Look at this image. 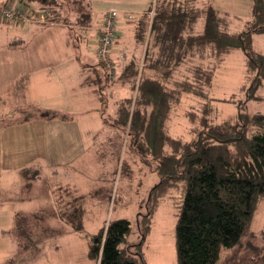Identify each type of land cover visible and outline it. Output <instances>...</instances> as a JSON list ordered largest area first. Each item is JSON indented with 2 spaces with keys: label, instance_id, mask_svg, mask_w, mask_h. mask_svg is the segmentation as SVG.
I'll use <instances>...</instances> for the list:
<instances>
[{
  "label": "trees",
  "instance_id": "1",
  "mask_svg": "<svg viewBox=\"0 0 264 264\" xmlns=\"http://www.w3.org/2000/svg\"><path fill=\"white\" fill-rule=\"evenodd\" d=\"M19 2L21 6L17 7H25L27 12L49 11L50 16L44 22L60 19L55 0ZM31 2H43L44 9L34 10ZM252 2L257 21L241 31H231L221 12L209 5L199 6L195 0H150L148 11L141 18L132 19L137 25L135 37L142 43L147 40L146 50L141 65L130 61L123 66L119 77L128 81L132 93L120 102L114 120L122 128L128 125L131 150L144 164L154 163L158 173L159 180L146 200L143 219L149 221L164 191L183 184L175 230L177 264H216L222 249L246 247L255 250L254 245L243 238L251 232L254 211L264 198V115L248 116L239 111L234 121L213 122L208 118L211 107L204 106L201 114L185 113L189 121L186 137L171 135L167 130V121L182 94L203 95L210 101L208 90L216 65L213 61L223 60L225 53L241 49L249 64L257 70L254 85L264 78V55L251 48V34L264 31V0ZM7 4H10L8 0L1 5ZM111 8L116 10L114 45L118 35V13L114 7L108 10ZM6 21L18 25L42 23ZM199 22L203 23V29L196 31ZM99 61L106 70L104 76L109 77L110 62ZM190 62L194 63L189 65ZM197 66L208 72L194 70ZM202 75L205 83L197 91L193 80ZM91 81L97 82L94 78ZM43 113L56 115L49 111ZM36 171L37 168L28 170L27 167L20 170L23 190L36 179ZM51 196L52 208L47 213L41 209L16 213L13 231L21 250L35 246L34 228L47 233L60 231L48 224L50 217L58 218L72 230H82V197L72 195L64 186L53 188ZM148 230L145 225L141 240L133 244L128 242L129 219L109 222L90 235L89 255L94 264H147L140 247ZM133 246L138 250H133ZM253 262L264 264V252Z\"/></svg>",
  "mask_w": 264,
  "mask_h": 264
},
{
  "label": "rangeland",
  "instance_id": "2",
  "mask_svg": "<svg viewBox=\"0 0 264 264\" xmlns=\"http://www.w3.org/2000/svg\"><path fill=\"white\" fill-rule=\"evenodd\" d=\"M67 1L63 2L64 5L69 4ZM89 1L86 0L87 3ZM199 3L226 13L222 14L229 29L246 30L257 21L253 16V8L251 11V0H202ZM10 4L21 6L17 1ZM74 6L80 8L81 18L88 13L85 0L73 2ZM90 17L89 23H93L95 14ZM63 18L69 21L67 16ZM9 28V22L0 17V60L13 55L16 46L11 42ZM43 38L53 46L47 53L49 60L53 67H59L55 73H50L54 77L52 80L44 76L38 78L39 85L45 86L48 81L46 93L56 81L60 84L68 80L75 82L73 77L77 76V68L87 61L95 60L93 52H88V49L93 51L91 42L68 49L69 46L63 44L53 45L52 38L56 39V36L52 30L44 32ZM251 48L264 53V31L251 34ZM22 49L24 47H19L18 54H21ZM68 50L75 55V65L68 62ZM222 59L213 61L216 65L212 86L208 90L210 101L203 95L182 94L181 101L167 121V130L171 135L186 137L189 121L185 113L201 114L204 106L211 107L208 118L213 122L234 121L239 111L248 116L258 113L264 115V78L254 85L257 70L249 64L241 49L225 53ZM0 67L3 70L4 63H0ZM198 69L208 72L199 66L194 70ZM200 78L193 80L196 81L197 91L205 83V77L202 75ZM94 80L98 78L94 77ZM0 86V264H94L89 255L90 235L99 227L119 218L131 221L128 242L133 244L141 240L143 227L148 226L149 230L140 247L147 264H177L175 230L183 199V184L170 186L164 191L149 221L142 218L147 210L146 200L151 188L159 180L158 173L154 163L144 164L137 153L131 150L127 137L128 125L122 128L114 120L111 104L100 105L95 110L97 106L91 102L80 101L75 110H65L62 112L63 117L55 118L57 123L50 122V134L54 137L43 142L44 137L41 136L49 125L48 119L51 121L54 116H48L39 109V101L44 97L40 94V87L34 88L37 89L36 93L26 94L29 90L19 87L10 93V84L6 79L0 81ZM203 89L206 90V87ZM55 94L45 98H54ZM27 113L32 119H28ZM24 119L29 125L27 132L14 138L18 130L15 126ZM23 155L29 159H24ZM25 166L28 170L37 168L38 176L23 190L18 171ZM46 185L49 195L51 189L61 185L69 188L72 195L82 197V230H72L66 227L67 224L59 225L56 221L52 224L50 220L48 224L55 229L59 226L60 231L47 233L34 228L32 234L36 238L35 246L21 250L13 231L15 215L38 209L47 213L52 204L41 195ZM250 231L243 240L250 241L255 250L246 247L222 249L216 264H254L258 255L264 252V199L254 211ZM133 250H138V247L133 246Z\"/></svg>",
  "mask_w": 264,
  "mask_h": 264
},
{
  "label": "crops",
  "instance_id": "3",
  "mask_svg": "<svg viewBox=\"0 0 264 264\" xmlns=\"http://www.w3.org/2000/svg\"><path fill=\"white\" fill-rule=\"evenodd\" d=\"M6 1L7 0H3L0 5ZM14 1L20 3L19 0H8V3ZM55 1H57L58 4L56 5V9H59L58 18L60 19L58 21L51 23H26L22 25L13 24L9 22V26L11 27L9 28V30L11 31L10 39L11 42L14 43L16 46H14L13 55H10L8 58H2L3 60H0V63H4V67L2 68L3 70H1L0 67V75H2V77L0 76V81L4 79L8 80L10 84V93L13 89L19 87L22 90H29L26 92V94H34L36 93V90L38 89L37 87L39 86L41 92L40 94L44 95V97L40 101L38 100L40 103L39 109L53 112V114H56L54 115L51 121H49L48 119L47 123H49V125L46 126L47 131L46 129H44L43 135L41 136L44 137L43 142H45L48 138L52 140L54 137V135L52 136L50 134V122L57 123L58 120L55 118L63 117L64 113L62 112L65 110H75L77 107L76 104L82 100L86 102H91L93 106H97L95 110L100 105L111 104L110 108L114 110V117L116 109L120 102L128 98L132 93L128 81H125V78L119 77V75L122 72L123 66L126 63H130V61H135L139 65L143 63V58L146 50L145 43L147 42V40L144 43H142L141 41L139 42L138 39L135 37V30H137V25L136 21H132V19L141 18V16L144 15L146 11H148L147 9L150 5V0H90L88 3L85 0V3L88 6V13L83 18H81L82 14L80 13V11H78L80 10V8L77 6L73 7V2H77L78 0H68L67 3L69 2V4L67 5H64L63 3L65 2V0ZM201 1L202 0H197L199 6H203L200 5L202 3H199ZM42 3L43 2H31L30 7L34 8V10H42L44 9V7H41V5L44 4ZM89 6H91V8H89ZM110 7H114L117 9L118 15L116 20L118 35L114 45L112 46V50L109 56V62L111 67L107 71L109 77H106L104 76L106 70L102 66V63H100L98 57L96 56L97 53L95 50L97 46L98 35L103 14ZM91 14H95L96 22L94 21L93 23H89ZM150 14H152V12H150ZM129 15H131V17H129ZM64 16H67L69 18V21L63 18ZM84 19L87 22L84 21ZM202 29L203 23L199 22L195 30L201 31ZM48 30H52L53 35L56 36V39L52 38L54 46H56L57 44H63L69 46L68 49H70L71 47L75 48V46H78L80 43L82 45H88V42H91L93 45V51H89L88 49V52H93L95 60H93L92 62L87 61L86 63H83L77 68V76H74L73 78L76 80L75 82L78 83H75L74 81L69 82L68 80L66 83L63 82L60 84L56 81L55 83L50 85V89H48V92L46 93L45 88L49 86L48 81L46 82L45 86L43 84L39 85L37 82L38 78L44 76V78H50V80H52L54 77L51 76L50 73H55V70H58L59 68L58 66L53 67L52 61L49 60L47 56V53H49L53 48V46L49 45L47 40L43 38V33ZM147 30H149V28ZM230 30L241 31L239 29L231 28ZM69 31H74V33H71ZM19 47H24V49H22L21 51V54H18ZM30 50L32 51L31 53ZM233 50L235 51L238 49ZM233 50L229 52H232ZM67 54L69 64L75 65L76 62L74 60L75 55L73 51L68 50ZM195 61H197V59ZM47 69L49 70L48 72ZM85 73H87V75ZM82 74L85 75L81 78ZM95 74H98L99 76H95ZM94 77L99 78L98 80H96V83L94 81H91ZM99 82H101V84H99ZM53 94H55L54 98H45L47 95L53 96ZM26 116L28 117V119H32L30 118L28 113L26 114ZM98 119L100 118L98 117ZM40 120H44V118H40ZM27 122L28 121L26 119H24L23 121L20 120L18 126H15V129L18 130L14 138H16L20 134L25 135L29 128ZM23 158L27 160L29 159L28 156L24 155ZM22 168H20L18 171L19 175H21L20 170ZM42 192L43 193L41 195L44 198H50L51 195L47 193V185L45 188H42ZM26 199L29 200L31 198L27 197ZM263 199H261L259 202H262ZM50 220H52V224L53 221H56L59 225L61 224L58 218H50L47 222L49 223ZM50 226L54 228L53 225ZM57 228L59 229V226H57Z\"/></svg>",
  "mask_w": 264,
  "mask_h": 264
},
{
  "label": "built area",
  "instance_id": "4",
  "mask_svg": "<svg viewBox=\"0 0 264 264\" xmlns=\"http://www.w3.org/2000/svg\"><path fill=\"white\" fill-rule=\"evenodd\" d=\"M0 16L6 20H12L20 23L29 21L44 22L49 16L50 12L33 13L27 12L26 8L12 6L11 4L0 5ZM115 16L116 10H108L102 20L100 27L98 41H97V57L101 61L109 62V56L112 50V43L116 36L115 31Z\"/></svg>",
  "mask_w": 264,
  "mask_h": 264
}]
</instances>
